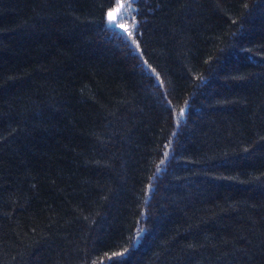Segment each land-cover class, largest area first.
Returning a JSON list of instances; mask_svg holds the SVG:
<instances>
[{
  "label": "trees",
  "instance_id": "obj_1",
  "mask_svg": "<svg viewBox=\"0 0 264 264\" xmlns=\"http://www.w3.org/2000/svg\"><path fill=\"white\" fill-rule=\"evenodd\" d=\"M117 3L0 0V264H264V0Z\"/></svg>",
  "mask_w": 264,
  "mask_h": 264
},
{
  "label": "snow or ice",
  "instance_id": "obj_2",
  "mask_svg": "<svg viewBox=\"0 0 264 264\" xmlns=\"http://www.w3.org/2000/svg\"><path fill=\"white\" fill-rule=\"evenodd\" d=\"M129 2L131 3V2H133V0H129ZM125 7H126V5L123 4V3H118L117 4V7L115 9V12L116 13H119L120 19H124L125 18V13L122 11ZM116 19H117V17H116V15L113 14V12H111V11L108 12V14H107V20H108V22L110 24H115ZM120 27H121L122 30H124L125 35H127L129 37L132 36V32L131 31H128L127 29H125L123 25H121ZM133 27H135V25ZM132 43L135 44V47L137 49L139 48L138 43H136L135 41H132ZM144 63H145V65H147V62L146 61ZM157 80H158V75H157ZM183 115H184V109H181L180 116L183 117ZM167 155H168V153L166 152L165 153V156H167ZM141 235H142V230H141V232H137L136 233V238L135 239L138 241Z\"/></svg>",
  "mask_w": 264,
  "mask_h": 264
},
{
  "label": "rangeland",
  "instance_id": "obj_3",
  "mask_svg": "<svg viewBox=\"0 0 264 264\" xmlns=\"http://www.w3.org/2000/svg\"><path fill=\"white\" fill-rule=\"evenodd\" d=\"M118 3H123L126 5V7L122 10L125 13L124 19H120L119 13L115 12V9H116ZM118 3L114 6L113 9L110 10L117 17L115 24H110L109 22L108 23L114 27L119 28V29H121L120 26L123 25L124 28L128 30L129 27L132 25V23L129 21V18L131 17L132 11L134 8L133 2L130 3L129 0H118Z\"/></svg>",
  "mask_w": 264,
  "mask_h": 264
}]
</instances>
